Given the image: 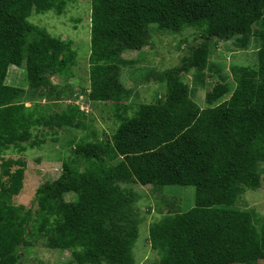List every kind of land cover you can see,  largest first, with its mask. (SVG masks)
Returning <instances> with one entry per match:
<instances>
[{"label":"trees","instance_id":"16d2710c","mask_svg":"<svg viewBox=\"0 0 264 264\" xmlns=\"http://www.w3.org/2000/svg\"><path fill=\"white\" fill-rule=\"evenodd\" d=\"M65 1L0 0V151L40 144L31 140L35 125L82 126L76 106L36 116L19 100L23 89L5 83L10 66L25 63L31 87L45 84V72L71 66L70 45L28 22L32 11L62 13ZM149 24L172 32L194 27L202 41L165 73L162 99L140 104L110 138L77 141L60 175L37 187L34 206L12 203L23 187L25 162L2 160L0 264H17L21 248L37 237L50 248L70 250L68 264H133L138 227L132 199L119 185L124 182L194 187L191 208L149 227L158 264L264 262V223L257 227L250 211L214 202L220 191L264 184V0H91V101H119L127 93L111 65L122 51L146 44ZM252 36L260 41L256 66H231L229 98L214 105L226 91L218 87L206 96L208 107H197L182 76L194 70L200 78L209 41L234 39L246 48ZM69 193L74 200L64 199Z\"/></svg>","mask_w":264,"mask_h":264},{"label":"rangeland","instance_id":"374dc122","mask_svg":"<svg viewBox=\"0 0 264 264\" xmlns=\"http://www.w3.org/2000/svg\"><path fill=\"white\" fill-rule=\"evenodd\" d=\"M90 12L91 0H66L62 13L54 9L32 11L28 22L44 30L51 37L67 43L74 53L73 62L63 72L44 73L45 84L31 87L26 77L25 63L8 68L6 84L20 87V101L27 108H35L36 116H53L73 105L82 112V126L54 127L35 125L31 140H41L38 145L23 142V149L13 146L0 151L2 160L21 159L25 162V176L20 193L13 197L14 205L27 208L34 206L35 192L45 181L56 179L62 171V162L71 156L73 145L79 141L98 142L110 138L118 124L133 116L140 104L156 103L166 91L165 73L178 65L181 58L198 45L200 31L185 27L180 32L160 30L155 24L146 26L147 41L140 49H126L112 62L111 74L127 90L119 101H91L90 89ZM31 38V37H30ZM208 64L200 78H194L191 70L182 76L190 88V97L199 108L208 107L206 96L218 87H225L217 104L227 100L235 86L230 73L231 66L255 67L259 38L252 36L246 48H240L235 40L212 38L209 41ZM161 77V79H159ZM259 171L264 172V162ZM120 187L130 195L132 217L138 235L132 248L133 264H158L159 254L149 242V227L162 217L175 212L187 211L194 203L192 186H142L136 182H124ZM66 201L75 199L72 193L64 196ZM216 205H232L253 214L256 225L264 223V184L255 190L244 188L239 192L220 191L214 196ZM258 220V221H257ZM73 261L70 250L50 248L42 237L21 248L17 264H68ZM263 261L257 264H263ZM105 264V263H103ZM241 264V263H235Z\"/></svg>","mask_w":264,"mask_h":264}]
</instances>
